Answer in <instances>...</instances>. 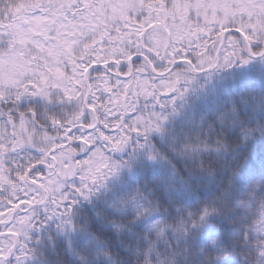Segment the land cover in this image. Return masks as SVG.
Segmentation results:
<instances>
[{
  "label": "snow or ice",
  "instance_id": "obj_1",
  "mask_svg": "<svg viewBox=\"0 0 264 264\" xmlns=\"http://www.w3.org/2000/svg\"><path fill=\"white\" fill-rule=\"evenodd\" d=\"M0 264H264V0H0Z\"/></svg>",
  "mask_w": 264,
  "mask_h": 264
}]
</instances>
